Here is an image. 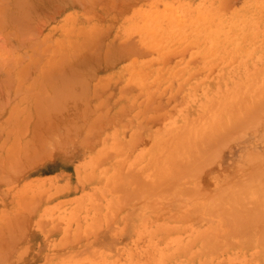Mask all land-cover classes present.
<instances>
[{
	"label": "rangeland",
	"instance_id": "1",
	"mask_svg": "<svg viewBox=\"0 0 264 264\" xmlns=\"http://www.w3.org/2000/svg\"><path fill=\"white\" fill-rule=\"evenodd\" d=\"M13 1H0V27L3 25V27L0 28V48L7 55L1 54L3 51L0 50V54L2 55L0 58L6 56L5 59L9 60L10 55H12L13 60L14 57H16L15 63L17 61H21L20 64L25 63L27 60V58L23 60L20 58L21 56L25 57V50L17 45L19 44L20 39V27L17 26L18 22L15 21L16 23H14L10 20V17L12 18L13 15H16L15 13L17 11L20 13L21 10H24L25 7H27L28 9L24 10V15L29 19L30 16L26 15V13H28V10L32 8L31 5L33 4L32 12H29L30 14L32 13L34 17H31L29 21H33L27 22L28 24L26 25H29L30 23L32 29H36V31H34L35 36L37 37L35 40L36 42L39 38H42L43 35L48 33L50 34L51 32V38H55L58 33H54V31L58 25L67 27H74L77 25L76 27L80 28V32L85 27L84 29H87L88 32L86 33L88 34L89 30H92L91 28H93L91 26H95L99 23L101 25L98 24L95 26V28L97 26H102L104 29H101L102 27H97L99 29L98 32L100 30H104L102 32L100 31L102 35L105 34V32L107 33L105 27L109 26L108 28L110 30L105 37L102 36L100 32L97 35L96 38L98 42V39H100L99 36L103 37V41L100 39V44L98 42L96 43V38H94L93 34L91 39L93 42L95 41V43L90 41V39L89 43L91 42L93 45L91 43H86L83 40L84 43H82V46L85 49L83 50L82 46L79 49L81 51L83 50L84 56L87 54L91 57L93 54L92 52H94V48V50H96L95 56L99 54L101 59L100 61L97 57L90 58L87 57V55L85 56L87 59L90 58L89 62H87V67L92 66L91 63L93 64L94 61L96 64V60L99 62H97V64L100 66L99 68L98 65H93V70L91 67H88V71L92 72V74L95 76H93L94 78L91 80H86V86H89V96L87 97V103L85 104H88L87 106L90 105V109H92L91 103L94 105V108L99 102H93L95 101L93 94L98 90L100 95V87L102 88L103 86L108 89L105 90L104 87L102 88L105 91L102 90L101 92L103 96L100 95V97L103 101L101 100L100 102L104 103L107 98L109 99V101L107 100V107L110 108L107 110V113L110 116L116 114L114 111H116V109L120 106L118 103L121 102L120 104L124 106L127 99H132L130 98L131 96L128 95L131 92L134 93L136 90H132L127 93L128 91L126 89L129 90L130 88L123 87L125 85V81H127L126 76L123 75L128 74L131 68L133 69V72L136 71L134 73H139V71H144V69L146 71L148 70V72L150 71L149 73H153L158 70V73H161V75L166 78L165 80L162 78V81L165 82H160V86H162L160 89L163 90L166 88V91H163L164 94L162 93V99H160L162 100V103H164L162 105L152 104L149 109L151 112L149 111L145 115H140L137 117V115H135L136 112L131 109V111L129 110L132 114L131 119L128 117L127 120H122L124 123L122 121H120L122 124L117 122V126H115V123V127H110L111 129H108L107 132L106 129H99L97 127L94 134H98L96 136V140L101 141L102 148L97 146L93 147L96 150L93 148L91 150H87L86 148L81 147V145H78L79 140H77V138L75 141L68 140L67 143L62 140L64 143H66L64 144L65 147L63 148V143L61 140L59 141V139L63 137L62 135H64L62 134V131L65 130L63 128L62 131L60 130L61 135H59V133L58 136H56L58 139L56 137L52 138L50 146L48 144L49 141H46V139L41 137V135L37 136L34 131V126L36 124L34 123L35 115L33 114L37 113L38 107H31L32 110H30V107L14 106L13 102H6L10 96L12 100L14 93L11 88L10 90L12 92L7 89V87L9 88L10 86H6L7 79L4 80V78H6L7 72L9 73L13 70L15 71H13L11 74L14 75V77H19L16 75L18 74L19 68L17 67L15 69V66L11 63L12 61H6L14 66L11 71L12 66L4 62V57L2 58V64L4 62L7 65L3 66V68L1 67L3 69V73L1 71L2 69H0V95L6 93L7 90L10 94L6 96L8 99L3 97L5 94L0 96V100L4 101L5 99V103L7 104L6 106L0 107V160L2 159V164L0 163V165H2L1 167L3 168L2 169L0 167L2 169H0V179H3V181L6 183L5 184L0 180V264H157V252H155L153 249V246H155V238L153 235L151 236L147 233L150 230L147 224V222H149L147 217H150V220L154 221L155 216L150 215V213H148L149 216H147V212L151 210H148V208H152V210L155 209L153 211L156 212V209H158L161 205L162 206L160 209L162 208L164 210L168 204L165 202L161 204V201H159L160 205L157 204L156 208L145 207L148 211H145L144 213H141V211H143L145 208L141 210L142 208H139L138 205H136L137 207L134 209L136 212H134L133 209L127 208L125 204L130 200H140L138 198L139 196L124 198L122 189H115L112 187V181H115L114 178L119 179L122 176L120 174V177L118 178V175L113 173V170L109 166L106 167L108 173L103 177L109 179V188L107 187L106 179L104 180L105 186L100 187L101 185L95 181L96 179L94 177L96 175L95 172L99 171L102 167L97 168L95 159L99 152H105L103 154L105 155L111 149L110 145L112 144V141L120 148L123 146V150L125 149L124 151H126L128 149L126 144L131 140L132 135L140 128V131L146 129L147 131H155L157 129L159 130L166 120V117L163 116H166L165 113L169 112V108L167 107L168 104H165V102L168 99L170 88L174 85L177 86V83L179 82L177 79H180V77V88L186 89L189 88L190 84L192 83L182 82L183 78L186 76L188 77V74L191 76L189 78L193 77L192 80L194 84H196L198 82L204 83L205 80L207 81V77L213 79L215 76L213 82H216L221 75L229 78L232 77L234 79L236 76H238L237 74H240L239 76L243 78V75L246 76V74L248 75V73H250L252 77L255 78L252 73H264V0H131V2L129 0H125L126 2H130L127 5L128 7L125 8L119 4V2L122 4L123 0H107V2L105 0H91L90 2H85V0L82 2L79 0L78 3L81 2L85 4L84 6L81 5V7H78L80 4H75V1L70 2L71 0H29L30 4L27 0L28 6L22 5L25 6L23 7L24 9H20L21 6L19 5L14 7L15 3H19L20 0L14 4ZM108 2L109 4L111 3L113 5H109ZM110 7H113L114 10H112V8L110 9ZM16 8L19 10L17 9L16 11ZM87 10H89V13H91L89 14ZM84 11L85 13L87 12V14H84ZM2 14L4 16H1ZM98 14L99 16L101 15V19L97 17ZM19 15L21 16V13ZM20 16H18L19 21L21 20ZM15 17H17V15L14 16V19L17 20ZM87 17L88 19H91H89L88 22V19L86 20ZM148 17L150 18L148 19ZM153 17L155 19H153ZM96 19H98V21ZM106 22L108 23L107 26ZM142 22H144V26H142L143 28L141 27ZM33 23L37 26L34 25V27ZM135 26L139 27L141 31L143 30L142 33L140 30L139 32L138 30H135ZM119 34L124 38L126 35V40L123 39L122 41H119L118 44H116ZM83 37L84 35L81 38L83 39ZM81 38H79L80 42ZM50 43H52V40L48 42V44ZM109 43H114L115 45L113 51H110L109 49L107 52L106 44L108 45ZM132 44H134V46ZM12 45L16 46L18 49H16V47L14 48ZM90 45L92 47L94 46L91 49L92 54L89 53ZM119 47L121 51L123 50L125 52L126 57L122 56L121 59L119 58V53L117 54ZM122 47H124L127 51L122 49ZM136 49L140 51L138 52ZM132 51H134V53ZM112 52L114 57H111L115 58L116 60V57L120 59L116 61L117 63H115V59L112 58L113 61L111 62H114V65L110 62L112 59H110L109 62L106 61L108 60L107 53L112 55ZM124 52H121L120 55H123ZM39 53L41 52L39 51ZM105 56L106 60L104 59ZM17 57L20 59L18 60ZM94 58L96 60H94ZM37 59H39V57H37ZM43 60L44 59H40L41 63H43ZM105 61L106 63H104ZM89 63L90 65H88ZM109 63L111 65H109ZM20 64L18 66L21 67L23 64ZM81 65L84 64L81 63ZM4 67H7L8 71H6V68L4 69ZM81 67L82 66L78 67L79 70ZM89 68L91 70H89ZM82 69L83 74L84 72L89 73V75L91 74L90 72L86 71L87 69ZM244 72L246 74H243ZM34 73L35 72H32L30 76H26V81L24 80L22 83L24 86H27L26 88L30 92H24L23 90H20L21 92L23 91L21 93V97L23 93L26 97H29V94L30 96L37 94V83L34 82L36 83L34 86L35 88L32 87L33 83H31L33 79L36 78V74ZM234 73L235 76H233ZM175 74H182V76L177 78V75ZM194 74L196 75L195 77ZM3 75H5V77ZM12 75H10V77ZM32 75H34V78ZM168 75L173 77V79L171 77L169 78L170 82H168ZM86 76L91 78V75L88 76L87 74ZM31 77L33 79H31L32 81H29V78ZM82 77L83 76H78V78ZM39 78L40 74L38 75V79L36 78L37 82ZM2 80L6 85L1 84L3 82ZM100 80H105L106 83L103 86L97 87L96 83ZM171 80L174 81L175 84ZM28 81L31 83V85ZM8 84L10 85V83ZM185 85H187V87ZM30 86L32 89L29 88ZM202 86L203 84L201 87ZM132 87L137 89L135 85ZM4 88L7 90H4ZM95 88L97 90L94 92L93 90H95ZM198 88H200V86H198ZM109 89L113 90V93L111 91V97H106L105 99V93L110 96ZM122 90H124L123 93L125 94L118 93V91L122 92ZM125 90L127 92H125ZM119 94H123L125 96L117 100V98L122 97ZM126 96L127 99L125 100L124 98H126ZM163 97L165 99H163ZM32 98L30 97V100ZM103 103L100 104L103 105ZM108 104H113V107L111 105L108 106ZM104 105H106V102ZM99 108L100 107H98V109ZM11 113H17L15 114L17 116L14 117V120L11 119L12 121L8 122L9 125H7L6 120L7 118H10ZM29 113L32 115H29ZM17 117L18 119H16ZM30 117L32 120L28 123L29 129L26 132H23L20 125L24 118L27 120V118ZM136 118L140 119V122ZM71 124L72 123H69V125ZM13 129L14 131H11ZM78 129L77 137L81 135L79 138H81L82 141L85 137H89L87 125L84 124L81 127H78ZM73 132H75V130ZM35 135L39 140L35 139ZM74 135H76V133ZM69 137L71 136H68L67 139H70ZM17 138L19 139L18 141L16 140ZM54 139L58 141L56 142L55 140L57 144L54 143ZM67 139L65 138V140ZM40 140L42 142H40ZM38 141L39 143H36ZM12 142L14 143L15 149L12 146ZM45 142H47L48 147L45 145ZM141 142L142 141L139 142L140 146L142 145L141 147L137 146L139 144H135V148L138 147V149L132 148V151L130 149L126 151V153L128 152L127 154L129 156L124 152L121 153L120 156L123 154V156H121L122 158L116 152L111 154V151L113 150H110L107 155L109 156L111 154L112 156L110 155L111 157L109 156L110 158H107L108 160L106 164L112 162L114 163L116 161L125 162L128 160L127 157H129V161L136 164L138 157L136 151L142 150L145 145ZM41 143L45 145L46 150L43 147L44 145ZM18 144L21 146V148L19 147L18 149L19 151L17 150ZM76 145H78L79 148ZM30 147H33V149ZM26 148L27 150L24 151ZM47 148L51 150L50 153H47L49 150H47ZM10 149H14V153L12 152L14 154L13 156H11L9 153L12 151ZM31 151L34 153H31ZM92 151L94 153H92ZM130 151L133 153V155ZM23 152L25 153L23 154ZM88 153L90 155H88ZM124 154L126 155L124 156ZM15 156H18L16 159L19 158L16 161L13 159ZM125 158H127V160ZM9 159L10 163L8 164ZM12 160L18 162L15 163L13 161V163H11ZM3 162H7L6 165H4ZM8 165H11L10 168L7 167ZM13 166L17 167H15L17 169L16 171H14L15 169H13ZM11 167L14 172L8 173L7 168L11 170ZM4 168H6L7 174L4 173ZM138 168L140 169V167ZM140 172L141 171L136 173L138 180L134 181L133 188H138L145 185V180H143V175ZM1 174L4 176L2 177ZM5 175L10 177L8 178L9 184L6 182L7 179H5ZM11 178H13V180ZM120 180L121 179H119L118 182H120ZM152 181L154 182L155 178L150 177V185H152ZM151 194L155 195L156 192L152 191ZM196 201L199 202V200ZM186 205H190V202ZM191 206L192 205H190V207ZM192 215L189 214L188 219L195 217ZM188 223L186 222L187 226H195L192 222L189 224ZM218 225L219 224L217 223V226ZM148 238L151 241H149ZM136 240H141V243L134 244L133 242ZM226 241L227 242L224 243L225 245L222 244V247H220L217 254H214V250H212L213 243L210 240L208 241L207 264H215L217 261H220L221 264H239V262L244 257L243 255L251 256L253 258V262L257 257L258 263L252 262L251 264H264V257H262L264 254V249L261 250L260 246L257 248H249L241 252L240 250L236 249L237 245H235L232 240L226 239ZM229 245L235 249L232 250L233 248H228ZM263 247L264 246L261 248ZM195 262L193 263L199 264L197 259H195ZM200 263H203V257L201 258Z\"/></svg>",
	"mask_w": 264,
	"mask_h": 264
},
{
	"label": "bare ground",
	"instance_id": "2",
	"mask_svg": "<svg viewBox=\"0 0 264 264\" xmlns=\"http://www.w3.org/2000/svg\"><path fill=\"white\" fill-rule=\"evenodd\" d=\"M30 1L28 0L29 4ZM78 1L79 0H71L70 2H74L75 4L77 3V5L80 4L78 7H81V5L83 6L85 5L84 3L81 2L78 3ZM81 1L83 2L84 0ZM86 1L90 2L91 0H85V2ZM105 1L107 2V0ZM129 1L131 2V0ZM129 1L126 2L125 0H123L122 4L120 2L119 4L125 8L128 7L127 5L130 3ZM15 2H18V0L13 1V4ZM28 3L27 0H20L19 3H15L14 7L16 5L17 6L19 5L21 6V8L20 7L19 8L22 9L26 5L28 6ZM109 5L112 6L113 4L110 3ZM31 6L32 8L29 9L30 11L28 10V13L32 12L33 4ZM111 8L112 10H114L113 7H110V9ZM17 9L18 8H16V11ZM25 9L28 8L25 7ZM24 10L20 11L21 16L19 15L20 13L18 11L15 13L17 15V17L15 18H17L18 20L19 19L18 16H20L21 19L20 21L14 19V16L16 15H13L12 18L10 17V20L13 21L14 23L18 22L17 26L20 27L19 28L20 32L18 31L20 39H19V44L17 45H19L20 48L22 47L25 50L24 52L25 57L21 56L20 58H22L21 60L27 58V60L25 61V63H21L23 65L20 64L21 61L18 62L16 60L17 62L15 63L16 57H14L13 60L12 55H10L9 60L8 59L6 60L5 57L7 55L0 48V50L3 51V53L1 54L6 55L3 56L5 59L4 62L8 63L12 61L11 63L15 66L14 67L8 63V65L12 66L11 71L13 67L15 69L17 67L19 68L18 74H16L17 70L15 72V74L18 75L19 77L17 76L14 77V75L11 74L13 71H15L13 70L12 72L6 73V78H4V80L7 79L6 80L7 85L4 84L5 82L3 80H2L3 82L1 83L2 85L10 86L9 88L7 87L8 90H10V88L13 90L14 96L12 100H11V96L9 99L6 97L10 93L5 88L4 90H7L6 93H4L5 95L3 94L4 96L3 95L0 96H3L5 99H8L6 101L7 103L13 102L14 106L16 105L19 107H30L29 108L30 110H32L31 107L37 106L38 111L37 113L33 114L35 115L34 123L36 124L34 126V131L35 134H37V136L41 135V137L45 138L46 141H49L48 142L49 145L51 143L52 138L58 136L60 130L62 131L63 129H65L64 130L65 132L62 131L63 132L62 134H64L65 136L64 135H62L63 137L59 136L64 138V139L62 138L59 139V141L61 140V142L63 143V148L65 147L64 144H66L68 140L75 141L76 138L77 140H79L78 145L79 146L81 145V147L86 148L87 150L89 149L91 150L93 147H97V146L98 147L100 146L102 148L101 141L96 140L97 139L96 136L98 134H94L97 127L99 129L100 128L106 129L107 132V130L111 129L110 127L114 126L115 123H116L115 126H117V122L122 124L123 122L122 120L125 121L127 120L128 117L131 119L132 116V114L130 113L131 109L136 112L135 115H137L138 117L140 115H145L149 111L151 112V110L149 109L152 106V104L162 105L164 103V102L162 103V100L160 99H162V95L164 94L163 91L166 88L161 90L160 88L162 86H160V82H165L162 81V78L164 80L166 78L162 76L161 73H158V70H156L153 73H149L150 71L148 72V70L146 71L144 69V71L141 70L139 71V73H134L136 71L133 72V69L129 68L131 73L130 72L128 73L129 71L128 70L127 71L128 74L125 73L126 75H123L126 76L127 79L123 87L130 88L129 90L126 89L128 92L125 90V92L127 93H129L132 90H136V91L134 93L131 92L132 95L131 93L128 95L131 96L130 98L132 99H127V96L126 98H124L125 100L127 99L124 106L120 104L121 102L118 103L121 106V108L119 106L118 107L119 109L117 108L118 110L116 109V111H114L116 113L115 115L113 114L115 117L113 115L110 116L107 113L108 112L107 110L110 108L107 107V100L109 101V99L107 98L106 101L104 100L106 102V105H104L105 102L104 103L100 102L102 100L100 97V95H102L101 93L102 90L105 91L106 89H108L105 86H103L106 83L105 80H100L99 82L96 83L97 87L103 86L105 90L102 89L103 87L102 88L100 87L101 90L100 95H99V91L96 88L95 90H93L94 92L96 90L98 91V92L96 91L95 93L93 92L94 93L93 98L95 97L94 99L95 101L93 102L96 101L99 102L96 104V107L94 108H93L94 105L91 103L92 109H90L89 107L90 105L87 106L88 104H85L87 103V97L89 96L88 93L89 86H86L87 85L86 80L87 79L91 80L95 76L94 74H92V72L88 71V67H91L92 69L93 65L96 66L98 65L97 64L98 61L94 58V60H96V64L95 61L92 64L91 62L93 60L91 59L92 61L90 60L91 61L90 63L92 66H88V67H87V62H89V59L91 57H97L98 60L100 61L101 59L99 54L95 56L96 50H94L93 48L94 46L92 47L91 45L89 46L90 48L89 53L92 52L91 49L93 48L94 52H92L93 54L91 53L93 56L91 55L90 57L85 53L87 57H90L87 59L85 57L86 55L84 56L83 50L85 48H83L82 43L84 42L89 43V39L90 41H92L91 38L93 34H94V38H96L99 32L100 31L102 32L104 30H100L98 32L99 29L97 27L100 26H97L96 27L97 29L95 28V26L98 25L99 23L96 24L95 26H91L94 29L91 28L93 31L89 30L88 34L86 33L88 32L87 29H84L85 27L80 32L79 30L80 28L76 27L77 25H75L74 27L58 25V27L54 31V33H58V35L55 36V38L54 37L51 38L52 35L51 32L50 34L48 33L43 35L44 37L42 36V38L38 37L39 39L36 42L35 40L37 39V37L35 36L34 33L36 29L34 28L35 30H33L30 23L29 25H26L28 24L27 22L31 21V20L29 21L31 17L34 18L33 14L26 13V15L30 16L28 19L24 15L25 14ZM85 11L84 14H87V12L89 13V10H87L86 13ZM1 16L4 15L2 14ZM100 16L98 14L97 17L100 18ZM24 17H26L27 19ZM149 18L150 17H148V19ZM87 19L88 17L86 18V20ZM89 19L87 20V22L89 21ZM98 19L96 20L98 21ZM153 19L155 18L153 17ZM34 25L36 24L33 23V26ZM107 25L108 23L106 24V26ZM142 26H144V22H142L141 27ZM108 27L109 26L105 27L107 33L110 30ZM136 28L134 29L138 30L139 32L140 28L139 27ZM101 29L104 28L102 27ZM142 31L140 30L141 33ZM123 32L126 33L125 31ZM135 32L138 33L137 31ZM107 33L105 32V34L103 35L101 33V35L105 37ZM83 35L84 37L82 39L81 37ZM37 36H38V31H37ZM102 36L99 37L103 41ZM79 38H81V42L79 41ZM117 38L118 41L116 40L117 41L116 44H118L119 41L125 39L126 35L124 38L122 37V35L119 34ZM100 39H98L99 40L98 42L96 38V43L98 42L100 44L101 43ZM51 40L52 43L48 44V42H50ZM93 43H95V41ZM93 43L91 44L93 45ZM114 45H115L114 43L112 44L109 43L108 45L106 44L107 52L109 51V49L110 51L111 50L113 51ZM132 45L134 46V44ZM81 46L83 48L82 51L79 50ZM13 47L15 48L16 46ZM16 49L18 48L16 47ZM118 49L119 50L117 54L119 53L118 55L120 56L119 58L121 59L122 56H125V52L123 50L121 51L120 47ZM122 49L126 50L124 47H122ZM39 51L41 53H39ZM120 51L124 52L123 55H120L121 54ZM132 52L134 53V51ZM1 54L0 57L2 56ZM107 55H108L107 56L108 60L105 59L106 56L104 57V59L109 62V60L112 59L114 55L113 52L112 55L110 53L109 54L107 53ZM18 57L17 59L19 60L20 58ZM37 57H39V59H37ZM2 58H0L1 59L0 69H2L3 66L7 65L4 62L2 64L3 61ZM116 58L117 60H120L118 59V57ZM40 59L41 60L44 59L42 61L43 63H41ZM113 59L110 60V62L113 61ZM117 60L116 59L114 60L115 63H117L116 62ZM106 61L104 63H106ZM81 63H83L84 65H81ZM90 63L88 65H90ZM19 64L21 65V67L18 66ZM111 64L114 65V62H111ZM111 64L109 63V65ZM78 65L82 66L80 70L82 68H84V70L87 69L86 71L91 73L90 74L91 78L86 76L87 74L88 76H90L89 73L87 72H84V74L82 73L83 69L80 72ZM98 67L100 68L99 65ZM5 68L6 71H8L7 67H4V69ZM8 68L10 69L9 66ZM91 69L89 68V70ZM1 71L3 73V69ZM32 72H35L34 74H36L35 76L37 79H38V75L40 74V78L38 82L36 78L33 77L34 75H32V77L36 81L32 77L29 78L30 79L29 81H32L31 79H33V81L31 82L33 83L32 87H34L35 84L37 83L36 87H38L37 89L38 92L34 96L32 95L30 96L29 94V97L28 96L26 97L23 93L21 97V93L23 91L24 92L29 91L26 88L27 86H24L22 83L24 82L25 79H27L26 76H30ZM259 73L257 74L252 73L253 76H255V78H253L250 73H248L249 75L248 76L244 72L243 74H246V76L241 74L243 75L244 79L239 76L240 74H237L238 76H236V78L234 79L232 77L229 78L221 75L216 82L215 81L213 82L215 76L213 77V79L208 78L206 76L207 77V81L205 80L206 82L205 81L204 83L198 82L196 84H194L192 80L193 77L189 78L191 76H189L188 74V77L186 76L185 78H183L182 82L185 83L192 82L193 84L191 83L192 84L191 87V84L188 83L190 84V86L189 88L186 89L180 88V82H181L180 76H182V74L181 75L175 74L177 75V78L180 77V79L176 78L179 81L177 83L178 89L177 86L175 85L170 88L168 99L165 102V104H168L167 107L169 108V112H166L165 113L166 116H163L166 117L165 118L166 120L165 122L163 120L164 123L162 124V127L159 130L158 129L155 130L156 132L147 131V129L140 131L141 128L138 129L136 132L134 130L135 133L132 135L131 140L128 141V143L126 144V146H128V149H130L131 151L132 148H135V144H139L140 141H142L141 143L145 144L142 150L136 151L138 154L136 164L129 161V157H127L128 160L127 158H125L127 160L125 162L116 161L114 163L112 162L106 164L108 160L107 158H110L112 156L111 154H114V152H116L120 156L121 153L123 152L126 153V151H128V149L124 151L125 149L123 150V146L120 148L113 141L112 144L110 145L111 147L110 150H113L111 151L110 154L111 156L109 155L110 157L107 155L108 152H110V150L105 155H103L105 152H99V154L97 155L95 159L96 166L97 168L100 167L102 168L100 170L96 169L99 171L95 172L96 175L94 178L96 179L95 181L99 185H101L100 187L105 186L104 180L106 179L107 187L109 188V179L103 178L104 175L108 173L106 167L109 166L113 170V173H116L118 175V178L120 177V174L122 176L121 178H119L121 179L120 182H118L119 179L114 178L115 181H112V187H114L115 189H122V194L124 198L139 196L138 198L140 200L138 201L130 200L128 203H126L125 205L127 208L133 209L134 212H136L134 210L135 207H137L136 205H138L139 208H142L141 210H143L145 207L156 208L157 204L160 205L159 201H161V204L165 202L166 204L169 205V206L167 205L166 209L164 210L162 208L160 209L162 205L161 206L158 205L159 208L157 207L158 209H156V212L153 211L155 209L152 210V208H148V210L151 209L149 210L150 212L146 208H145L146 210L144 209L143 211H141V213L148 211L147 216H149L148 213H150V215L155 216L154 221H151L150 217H147L149 219V222H147V224L148 227L150 228V230L147 233L148 235L151 236L153 235L155 238L154 239L155 246H153V249L155 250V252H157V264H194L193 262H195V259H197L198 263L201 264L200 262L202 257H203L202 264H207L208 263L207 250H208L209 240L213 243L212 250H214V254L215 253L217 254L219 252V249L220 247H222V244L227 242L226 239L232 240L233 243L237 245L236 249L240 250L241 252L243 250H247L249 248H257L259 246L261 250L264 249V247L261 248L262 246H264V73L261 72L263 75ZM10 75L12 76L10 77ZM3 76L5 77V75ZM78 76H83V77L78 78ZM171 76L169 75L167 76L168 82H170L169 78ZM195 76L196 75L194 74V77ZM233 76H235V73ZM171 78L173 79V77ZM172 82L174 83V81ZM8 83H10V85ZM31 83L29 82L30 85ZM202 84L203 86L201 87ZM22 85H23V89H22ZM133 85H135L137 89L133 88L132 87ZM185 86L187 87V85ZM198 86H200V88H198ZM32 87L30 86L29 88L32 89ZM20 90L23 91L21 92ZM109 91H110V96L105 93L106 95L105 99L106 97H111L112 95L111 91L113 93V90L109 89ZM123 92L124 90H122V92L118 91V93H123ZM123 94L122 95L119 94L122 97L117 98V100L123 98V96H125ZM30 97L33 98L30 100ZM5 99L4 101L0 100V107L7 105L5 103ZM163 99L165 98L163 97ZM100 103L101 104L103 103V105H101ZM109 105L111 104H108V106ZM84 106L87 107L85 108ZM98 107L100 108L98 109ZM15 114L11 113L10 118H7L6 120L7 125H9L8 122L15 119L14 117L17 116ZM29 115L32 114L29 113ZM16 119H18V117ZM31 120H32L31 117L27 118V120L24 118L23 122L20 125L23 132L24 131L26 132L29 129L28 123ZM137 120H139L140 122V119ZM69 123H72L73 125L72 124L69 125ZM81 124L87 125L89 131V137L88 138L85 137L83 141L81 140V138H79L81 137V135L80 136L78 135L79 137H77L79 130L78 127H81L82 126ZM74 130L75 132H73ZM11 131H14V129ZM75 133L76 135H74ZM59 135H61V133ZM37 136L35 135L36 137L35 139H38ZM68 136H71L72 138L69 137L70 139H67ZM18 138L16 139L17 141L19 140ZM56 138L58 139V137ZM65 138L67 140H65ZM55 140L56 139H54L53 141L55 144H57L56 142L58 141L56 140L55 142ZM62 140L65 141L66 143H64ZM40 142L42 141L40 140ZM36 143H39V141ZM45 143H46L45 145L48 147L47 142ZM45 145L43 146L44 148ZM12 146L14 148L13 142H12ZM17 146H18L17 150L19 149V147L21 148L19 144ZM137 146L141 147L142 145L140 146L139 144ZM30 148L33 149V147ZM49 148H47V150ZM14 149H10L12 150L9 152L11 156L14 155L13 154ZM135 149H138V147ZM26 150L27 148L24 151ZM51 150L49 149L47 153H50ZM32 152L33 151H31V153ZM24 153L25 152H23V154ZM92 153L94 152L92 151ZM126 154H124V156ZM88 155L90 154L88 153ZM121 156H123V154ZM16 157L18 156H15L13 158L15 161L19 159V158L16 159ZM14 160H12L11 163H13ZM1 161L2 159L0 160V163ZM9 161L10 159L8 160V164L10 163ZM6 163H4V165H6ZM1 166L2 165H0V167ZM10 166L8 165L7 167L10 168ZM15 167L16 166H13V169H15L14 171L17 170L16 169L17 167L16 168ZM138 167H140V169ZM9 168H7L8 173H13L14 171L12 167L11 170ZM4 171H5L4 173L7 172L6 168H4ZM139 171H141L140 173L143 175V180H145V185L138 188L137 187L133 188L134 181L138 180V176L136 175V173H139ZM3 176L4 175H2V177ZM150 177L155 178V181L154 182L152 181V185H150ZM8 178L10 177L9 176L5 177L7 181L4 179L6 182H8L7 184H9ZM13 178L11 179L13 180ZM0 180L4 182L3 179ZM152 191H155L156 194L152 195L151 194ZM196 200H199V202ZM189 202L190 205H192L191 207L190 205L188 206L186 205L189 204ZM189 214L190 215L193 214L192 216L195 217L188 219ZM186 222L187 223L192 222L193 225L195 226H187ZM217 223L219 224L218 226ZM148 240L151 241L149 238ZM133 243L134 244L141 243V240L140 241L136 240ZM228 248L232 249L233 247L229 245ZM234 249L235 248H233L232 250ZM239 254L242 255L241 253ZM263 255L262 257H264ZM243 256L244 257L239 262V264H251L253 262V258L251 256H245V255ZM254 262L258 263L257 257L254 260ZM215 264H221V262L217 261Z\"/></svg>",
	"mask_w": 264,
	"mask_h": 264
}]
</instances>
